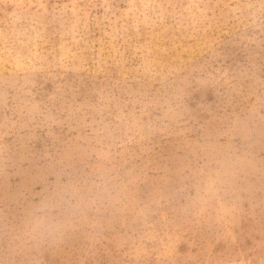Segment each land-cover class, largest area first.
<instances>
[{
	"label": "rangeland",
	"instance_id": "374dc122",
	"mask_svg": "<svg viewBox=\"0 0 264 264\" xmlns=\"http://www.w3.org/2000/svg\"><path fill=\"white\" fill-rule=\"evenodd\" d=\"M0 264H264V0H0Z\"/></svg>",
	"mask_w": 264,
	"mask_h": 264
}]
</instances>
